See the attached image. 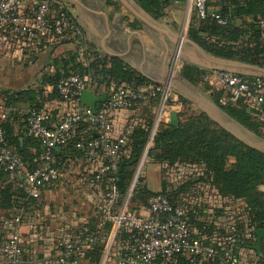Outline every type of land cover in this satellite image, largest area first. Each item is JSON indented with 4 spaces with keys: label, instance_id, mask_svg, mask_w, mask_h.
Returning <instances> with one entry per match:
<instances>
[{
    "label": "crops",
    "instance_id": "crops-1",
    "mask_svg": "<svg viewBox=\"0 0 264 264\" xmlns=\"http://www.w3.org/2000/svg\"><path fill=\"white\" fill-rule=\"evenodd\" d=\"M64 1L67 2L70 14L80 29L79 38L70 37L45 49L10 51L7 56L0 58V68L14 64L38 67L37 71L29 76L32 82L25 87L15 88L17 82L22 81V76L0 78V104L6 109L5 121L12 138L13 150L17 148L16 143L22 145L23 138L27 135L24 116L29 104L8 101L6 93L28 87L41 89L42 106L51 111L55 121L67 106L59 96H51L53 86L41 83V78L44 73L52 74L57 70L61 74L71 73L72 60L86 66L99 57L105 60V66H110L111 59L115 58L124 67L150 83H168L178 99L186 100L192 109L205 113L217 123L213 119L217 117L216 111H225L212 100L202 83H193L181 73L184 64L204 69L215 68L200 64L202 55L211 54L188 36L190 27L197 23L199 18L195 11L188 7L187 0H170L158 17L144 9L141 0ZM221 3V0H207V15L218 13ZM245 18L246 16L237 18L235 24H241ZM176 54L180 56L177 58ZM71 57L73 59L70 62ZM64 60H67L68 64L64 65ZM240 74L264 79V72L253 70ZM84 77L87 89L95 95L106 94L112 85L118 83L117 80H111L108 85H98L90 75ZM157 102V99L155 103L153 100H145L132 109L116 111L113 114L110 135L115 137L127 134L122 155L128 156L131 152L130 136H135L136 129L147 130L148 120H152L141 154V157L147 156L142 167L141 185L148 188L152 196L164 189L169 190L173 202L186 206L193 234L208 243L224 231V208L241 204L243 200H231L230 197L223 196L214 183L202 181L203 177L200 176L203 168L199 164L179 161L169 164L149 157L156 156L155 151H152L154 144L149 140L156 118ZM257 113L264 122V103L257 109ZM176 115L178 119V112ZM169 122L168 115L159 125H171ZM261 129L264 134V125ZM88 134L87 124L81 123L77 128L76 138H84ZM37 147L36 149L25 145L32 162L41 156L40 144ZM56 154V162L61 170L60 179L44 187L39 198L29 202L21 200V195L24 194L21 181L10 174L0 173V248L7 236L4 222L14 214L20 213V243L24 255L41 264H58L60 252L55 247L56 238L71 236L79 226L95 227L107 182L106 178L99 182L94 177L98 169L107 163L106 159L89 160L71 145L56 148ZM229 160L232 161L233 157H229ZM257 189L262 193L264 207V183L258 185ZM146 204L142 205L137 201L139 206L134 210L144 211ZM123 233L117 235V247L113 250L112 259L107 261L108 264H114V256L130 246L129 238ZM107 234L108 229H104L101 238L107 237ZM255 242L254 237L252 242L235 244L234 252L241 262L264 264V238L261 240V254L253 248ZM85 252L86 250L80 252L77 264H88ZM65 264L71 263L68 260ZM177 264L186 263L180 258Z\"/></svg>",
    "mask_w": 264,
    "mask_h": 264
},
{
    "label": "built area",
    "instance_id": "built-area-1",
    "mask_svg": "<svg viewBox=\"0 0 264 264\" xmlns=\"http://www.w3.org/2000/svg\"><path fill=\"white\" fill-rule=\"evenodd\" d=\"M206 2L187 0V5L199 18H204L207 15ZM212 16L219 23H225L218 14ZM259 27L264 36V19L259 20ZM80 36V29L64 0H0V58L10 51L45 49L70 37ZM201 80L221 92V104L239 102L251 112H257L264 103V79L261 77L249 79L222 68H212L202 74ZM55 88L59 99L67 106L57 120H53L46 106L28 107L25 111L27 134L38 140L41 146V156L34 168H29L11 148L3 127L7 113L0 104V173L18 178L24 196L37 199L44 187L54 184L61 177L54 156L57 146L74 141V147L85 158L107 160L94 176L99 182L107 179L98 208V222L92 229L79 226L71 236L55 239V247L60 252L58 264H65L68 260L77 264L80 252L91 248L102 236L107 224L106 257L110 247L107 248L108 243L120 232H126L130 242L127 249L114 256V264H177L178 258H183L186 264H248L241 262L234 252L235 244L254 239L255 229L249 225L243 202L224 208L223 233L206 243L193 234L186 206L171 201L167 192L151 196L146 209L136 211L129 204L132 187L125 195L118 188L117 164L126 145L127 134L110 135L113 114L156 98L158 108L150 135L152 139L158 124L169 115L170 110L179 112L183 109V103L173 94L168 83L137 86L126 82L115 83L107 91L106 99L96 113L79 100L81 91L87 88L84 76L77 73L62 76ZM81 123L87 124L89 134L76 139ZM21 221V214L16 213L4 222L7 236L0 248V264H41L24 255L20 243Z\"/></svg>",
    "mask_w": 264,
    "mask_h": 264
},
{
    "label": "trees",
    "instance_id": "trees-1",
    "mask_svg": "<svg viewBox=\"0 0 264 264\" xmlns=\"http://www.w3.org/2000/svg\"><path fill=\"white\" fill-rule=\"evenodd\" d=\"M169 2L170 0L140 1L144 9L155 17L162 14L164 7ZM221 2L220 9L216 14L225 23H219L212 15H206L204 18L198 17V22L189 29V38L213 56L264 67V36L259 27V20L264 19V0H221ZM242 16H246V18L242 20L241 24L236 25L235 21L237 18L241 19ZM72 59L71 57L70 62ZM72 62L73 70L71 73H77L80 76L90 75L97 81L98 85H108L111 80L133 83L135 86L150 83L142 76L136 75V73L124 67L115 58L111 59L110 66H105V60L99 57L86 66L74 60ZM66 64H68V61L64 60V65ZM209 70L184 64L181 73L193 83H202L203 87L209 91L212 100L231 118L255 134L264 136L261 129L264 122L259 118L260 116L257 112H251L239 102L221 104L219 102L221 92L202 82V74ZM68 74L70 73L61 74L58 70L52 74L44 73L41 83L52 85L51 96L56 97L58 96L55 88L57 81ZM237 74L249 79L256 77ZM41 91L39 88L28 87L6 93V98L8 101L27 102L29 107L39 108L43 105ZM155 99L150 98L148 100H153L155 103ZM179 100L183 103V109L178 112V124L171 126L162 123L158 126V130L153 137L154 147L152 149V151H155L156 156L149 157L155 161L168 162L169 164L175 161L199 164L203 168V174L206 175L207 180L210 183H214L223 196L243 200L250 226L254 227V229L264 228L262 193L257 189L258 185L264 183V152L245 145L226 129L212 121L205 113L192 109L186 100L182 98ZM101 104L102 102L98 103L96 108L98 109ZM151 124L152 120L149 119L147 130H134L135 136H130V154L128 156L120 155L117 164V185L122 194L128 191L127 176L141 157ZM3 127L11 145L12 138L6 121L3 123ZM38 144V140L28 134L23 138L22 145L16 143L17 148L15 151L22 157L29 168L36 167L39 159L32 162L31 156L25 150V145H30L37 149ZM68 145L74 147V141L65 144V146ZM56 148L60 149L61 146ZM56 148L54 149V156L57 165ZM77 151L81 153L79 150ZM148 153L151 154L150 152ZM229 157H233V160L230 161ZM162 192H167L170 198L169 190L164 189L160 193ZM141 194L152 196V192L141 185V180L139 179V183L131 195L132 201H138L141 204L139 202L141 201L139 197ZM21 197L23 202L34 200L33 198H26L24 194ZM108 228V224L104 226V229ZM124 233L128 237L126 232ZM254 237L256 238L255 234ZM100 239L101 237L85 252L88 264H96L99 260L102 251V246L99 244Z\"/></svg>",
    "mask_w": 264,
    "mask_h": 264
},
{
    "label": "water",
    "instance_id": "water-1",
    "mask_svg": "<svg viewBox=\"0 0 264 264\" xmlns=\"http://www.w3.org/2000/svg\"><path fill=\"white\" fill-rule=\"evenodd\" d=\"M200 64L205 67H215L222 68L234 73H248L249 71H259L264 72V69L258 66H253L250 64L242 63L236 60L224 59L212 55H202ZM106 99V94L103 93L101 95L93 94L89 89L85 88L81 91L79 100L80 102L87 106L93 113L97 112V104L104 102ZM217 110V109H216ZM217 117L213 118L220 124L224 129L229 131L232 135H234L238 140L244 142L248 146L257 149L261 152H264V137L255 134L250 131L242 124L235 121L225 112H222L220 109L216 111ZM170 124L177 125L178 119L176 112L174 110L170 111ZM254 234L256 236V242L253 248L256 250L258 254H261V240L264 238V228H257L254 230Z\"/></svg>",
    "mask_w": 264,
    "mask_h": 264
},
{
    "label": "rangeland",
    "instance_id": "rangeland-1",
    "mask_svg": "<svg viewBox=\"0 0 264 264\" xmlns=\"http://www.w3.org/2000/svg\"><path fill=\"white\" fill-rule=\"evenodd\" d=\"M178 56H180V55H178ZM178 58V57H177ZM37 69H38V67H33V68H31V66L30 65H28V64H14L13 66H9V65H7V66H5V68H0V78H8V77H12L13 78V76H22L23 78H22V81H19V82H17L18 83V85L16 84L15 85V88H18V87H25V86H27L28 84H30L32 81L29 79V76L31 75V74H34L36 71H37ZM16 71V72H15ZM16 73V75H12V74H15ZM216 123V122H215ZM158 126H159V124H158ZM220 126V125H219ZM158 128V127H157ZM155 129V131H154V134H153V137H154V135H155V133L157 132V130L158 129ZM153 137H152V139H150V141L151 142H153ZM242 142V141H241ZM242 143H244V142H242ZM245 144V143H244ZM245 145H247V144H245ZM143 158V159H142ZM141 160V161H140ZM140 162L138 161V163H137V165L133 168V170H131V172H129V175L127 176V184H128V187H132V191H131V193H130V199H129V201H131V205H130V207H134L133 209H138V206L139 205H137V202L136 201H132V192H133V190H134V188H136L137 187V184L139 183V179H141V174H142V167H143V163L147 160V156H143V157H140ZM142 162V163H141ZM141 163V164H140ZM203 172L204 171H201V180L202 181H204L205 182V180H207V178H206V175L205 174H203ZM137 176V177H136ZM135 177H136V181L134 182V180H135ZM208 182H209V180H207ZM134 182V183H133ZM126 194V193H125ZM125 194H123V195H125ZM140 199H141V201H139L141 204H142V202H143V204L142 205H145L146 204V202L148 201V199L151 197V196H147L146 194H141L140 196ZM140 199H138V200H140ZM137 205V206H136ZM124 235H125V233H124ZM126 235H127V233H126ZM116 238H117V236H115L112 240H111V243H110V247H109V252H108V255H107V257H106V259H105V262H104V264H108L107 263V261H109V260H111L112 259V253H113V250L114 249H116V247H117V242H116ZM107 241H108V238L106 237V236H104V237H102L101 239H100V245L102 246V251H101V254H100V257H99V260H98V262L96 263V264H100L101 263V261H102V258H103V255H104V248L106 247V244H107Z\"/></svg>",
    "mask_w": 264,
    "mask_h": 264
},
{
    "label": "bare ground",
    "instance_id": "bare-ground-1",
    "mask_svg": "<svg viewBox=\"0 0 264 264\" xmlns=\"http://www.w3.org/2000/svg\"><path fill=\"white\" fill-rule=\"evenodd\" d=\"M149 142H150V140H149ZM109 246H110V242L108 243L107 248H108ZM105 259H106V255L104 254V256H103L102 261H101L100 264H104Z\"/></svg>",
    "mask_w": 264,
    "mask_h": 264
}]
</instances>
